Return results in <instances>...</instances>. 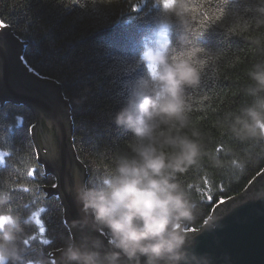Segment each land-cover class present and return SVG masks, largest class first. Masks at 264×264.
I'll use <instances>...</instances> for the list:
<instances>
[{"label":"trees","instance_id":"1","mask_svg":"<svg viewBox=\"0 0 264 264\" xmlns=\"http://www.w3.org/2000/svg\"><path fill=\"white\" fill-rule=\"evenodd\" d=\"M194 7L205 32L198 43L218 56L200 87L189 89L190 116L209 149L227 158L223 151L231 148L247 163L243 171L233 172L210 168L205 161L204 168L189 169L179 177L198 204L196 218L184 228L188 231L199 230L218 205L241 195L264 173V140L240 142L220 127L226 114L250 102L243 93L250 83L247 70L264 59V52L252 42L260 37L264 46V24L256 23L258 0L226 4L194 0ZM159 17L156 0H0V20L24 43L27 67L53 82L65 100L74 151L89 187L96 186L94 166H111L113 157L127 150L132 139V133L118 127L113 118L125 106L132 84L146 73L139 58L156 39ZM171 33L175 42L180 33L175 26ZM33 122V114L25 108L0 109V150L6 153L0 180L24 159L37 169L35 177H25L29 192L24 185L14 188L17 201L28 208H45L40 214L45 232L39 231L40 225L32 227L35 240L25 258L34 260L42 252L48 264H54L52 257L61 252L63 241L74 238L56 192L57 181L46 175L38 159ZM44 239L51 243L44 244Z\"/></svg>","mask_w":264,"mask_h":264},{"label":"clouds","instance_id":"2","mask_svg":"<svg viewBox=\"0 0 264 264\" xmlns=\"http://www.w3.org/2000/svg\"><path fill=\"white\" fill-rule=\"evenodd\" d=\"M160 17L156 39L146 45L139 63L146 73L131 86L125 106L113 121L132 133L127 150L118 152L109 167L93 168L96 186L77 183L73 188L81 217L80 230L99 236L80 241L67 238L60 264H211L207 256L190 251L184 228L197 216L198 204L179 177L189 169L243 171L246 159L226 147L223 157L204 142L194 126L189 89H197L213 68L218 52L201 46L203 37L194 0H156ZM226 4L228 0H223ZM257 25L264 24V0H258ZM239 14L233 13L234 18ZM179 31L170 39L173 27ZM253 44L264 52L262 39ZM250 83L243 93L250 102L229 112L220 122L222 131L240 142L264 140V59L247 70ZM0 180V264H48L42 252L34 260L25 256L33 241L31 230L37 209L18 210L14 188L27 185L32 169L27 159L13 165Z\"/></svg>","mask_w":264,"mask_h":264},{"label":"water","instance_id":"3","mask_svg":"<svg viewBox=\"0 0 264 264\" xmlns=\"http://www.w3.org/2000/svg\"><path fill=\"white\" fill-rule=\"evenodd\" d=\"M8 29L0 24V101L30 105L35 111L37 121L31 133L38 159L56 175V192L74 240L99 236L107 246L100 233L74 226L82 214L73 188L85 184L86 175L72 149V122L65 100L53 82L27 67L22 56L24 43ZM263 185L264 173L241 195L218 205L201 230L186 232L190 251L209 257L211 264H264ZM59 255L61 252L50 256L54 264H59Z\"/></svg>","mask_w":264,"mask_h":264},{"label":"snow or ice","instance_id":"4","mask_svg":"<svg viewBox=\"0 0 264 264\" xmlns=\"http://www.w3.org/2000/svg\"><path fill=\"white\" fill-rule=\"evenodd\" d=\"M136 10H137V7L134 9V11H136ZM36 175H37V169L32 168L31 171H30V173H29V175L27 177H35ZM24 191L25 192H29V190L26 189V188H24ZM32 203H36V200H33ZM21 209H24V210L27 211L28 205L27 204H24L22 206V208H20L18 210H21ZM44 211H45V208L40 207V208H38L37 213L34 216V219L37 221V224L36 225H40L39 231L41 233H44L45 232V227L42 226L43 225V221L40 218V214L43 213ZM33 240H35V237H33ZM43 243L44 244H49V243H51V241L49 239H44Z\"/></svg>","mask_w":264,"mask_h":264},{"label":"rangeland","instance_id":"5","mask_svg":"<svg viewBox=\"0 0 264 264\" xmlns=\"http://www.w3.org/2000/svg\"><path fill=\"white\" fill-rule=\"evenodd\" d=\"M0 24H3V22L0 20ZM16 106V107H21V108H25L28 112H30V113H32L33 114V117H34V122H33V124L34 123H36V121H37V119H35V111L30 107V105H24V104H20V103H16L15 101H12V100H10V101H8V102H6V104L5 103H2V104H0V109H2V111L3 110H5L6 111V109L8 108V107H10V106ZM32 135V134H31ZM32 139H33V137H32ZM34 141V140H33ZM34 145H35V142H34ZM35 148H36V145H35ZM36 152H37V148H36ZM3 157V154L2 153H0V159ZM40 164L42 165V167L44 168V164L42 163V162H40ZM57 180V179H56ZM264 186V185H263Z\"/></svg>","mask_w":264,"mask_h":264},{"label":"bare ground","instance_id":"6","mask_svg":"<svg viewBox=\"0 0 264 264\" xmlns=\"http://www.w3.org/2000/svg\"><path fill=\"white\" fill-rule=\"evenodd\" d=\"M4 24V23H3ZM6 27H8V26H6ZM171 34L172 33H170V36H171ZM24 48V47H23ZM22 56H23V59H24V61H25V58H24V53H23V51H22ZM62 96V95H61ZM63 97V96H62ZM9 100H7L6 102H8ZM6 102H4L5 104H6ZM3 103V101L1 100L0 101V104H2ZM36 115V114H35ZM35 119H36V116H35ZM72 149H73V152H74V155H75V157H76V160L78 161V159H77V156H76V153H75V151H74V146H73V144H72ZM0 153H2L3 154V157L0 159V164H4L5 163V156H6V153L5 152H3L2 150H0ZM44 170H45V172H46V175H53L54 177H55V179H57L56 178V175L53 173V172H51V171H49V170H47V169H45V166H44ZM85 170V169H84ZM85 174H86V170H85ZM63 208V207H62ZM211 217V216H210ZM207 221H208V219H207ZM207 221L204 223V225L207 223ZM203 225V226H204ZM202 226V227H203ZM201 227V228H202ZM201 228L199 229V230H201ZM199 230H185L184 229V231L185 232H194V231H199ZM101 234V233H100ZM101 235H103V234H101ZM104 237V236H103ZM106 239V238H105Z\"/></svg>","mask_w":264,"mask_h":264},{"label":"flooded vegetation","instance_id":"7","mask_svg":"<svg viewBox=\"0 0 264 264\" xmlns=\"http://www.w3.org/2000/svg\"><path fill=\"white\" fill-rule=\"evenodd\" d=\"M56 259L58 260V262L60 264V262H61V255H59L58 258H56Z\"/></svg>","mask_w":264,"mask_h":264}]
</instances>
